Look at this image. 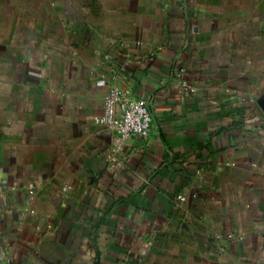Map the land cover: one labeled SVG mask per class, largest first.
<instances>
[{"label":"crops","instance_id":"0c3cea01","mask_svg":"<svg viewBox=\"0 0 264 264\" xmlns=\"http://www.w3.org/2000/svg\"><path fill=\"white\" fill-rule=\"evenodd\" d=\"M0 264H264V0H0Z\"/></svg>","mask_w":264,"mask_h":264},{"label":"built area","instance_id":"2783aa9c","mask_svg":"<svg viewBox=\"0 0 264 264\" xmlns=\"http://www.w3.org/2000/svg\"><path fill=\"white\" fill-rule=\"evenodd\" d=\"M94 120L99 126L116 131L119 138H126L130 135L147 136L152 115L143 99H130L112 87L105 96L102 114Z\"/></svg>","mask_w":264,"mask_h":264}]
</instances>
